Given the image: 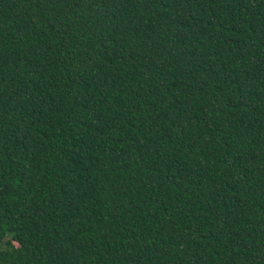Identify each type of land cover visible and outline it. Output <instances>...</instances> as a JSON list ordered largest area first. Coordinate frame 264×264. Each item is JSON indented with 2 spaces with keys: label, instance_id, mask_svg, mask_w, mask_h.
Segmentation results:
<instances>
[{
  "label": "trees",
  "instance_id": "16d2710c",
  "mask_svg": "<svg viewBox=\"0 0 264 264\" xmlns=\"http://www.w3.org/2000/svg\"><path fill=\"white\" fill-rule=\"evenodd\" d=\"M0 264H264V0H0Z\"/></svg>",
  "mask_w": 264,
  "mask_h": 264
}]
</instances>
